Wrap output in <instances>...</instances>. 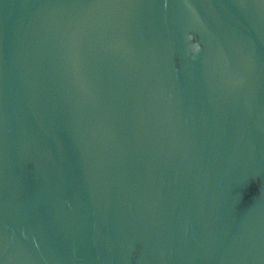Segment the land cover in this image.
<instances>
[{
  "label": "water",
  "instance_id": "water-1",
  "mask_svg": "<svg viewBox=\"0 0 264 264\" xmlns=\"http://www.w3.org/2000/svg\"><path fill=\"white\" fill-rule=\"evenodd\" d=\"M0 264H264V0H0Z\"/></svg>",
  "mask_w": 264,
  "mask_h": 264
}]
</instances>
